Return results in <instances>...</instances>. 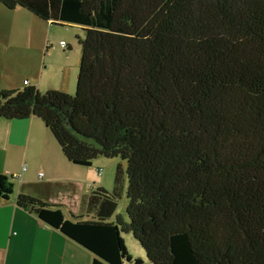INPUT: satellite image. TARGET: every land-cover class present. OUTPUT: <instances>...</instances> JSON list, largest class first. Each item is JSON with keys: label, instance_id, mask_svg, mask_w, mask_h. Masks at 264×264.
Instances as JSON below:
<instances>
[{"label": "trees", "instance_id": "16d2710c", "mask_svg": "<svg viewBox=\"0 0 264 264\" xmlns=\"http://www.w3.org/2000/svg\"><path fill=\"white\" fill-rule=\"evenodd\" d=\"M0 1L83 31L74 94L0 88V117L35 115L73 164L127 162L126 220H110L118 169L81 215L25 193L17 206L91 264H264V0ZM13 183L0 172L1 198Z\"/></svg>", "mask_w": 264, "mask_h": 264}, {"label": "crops", "instance_id": "0c3cea01", "mask_svg": "<svg viewBox=\"0 0 264 264\" xmlns=\"http://www.w3.org/2000/svg\"><path fill=\"white\" fill-rule=\"evenodd\" d=\"M50 24L21 6L7 9L0 1V88L22 89L23 80L33 85L26 77H35L36 51ZM29 66L28 75L18 76ZM53 138L35 115L0 117V172L14 182L9 198L0 197V264H91L90 252L15 202L18 193L30 194L58 205L70 218L83 214L81 201L93 188H105L92 177V163L69 162Z\"/></svg>", "mask_w": 264, "mask_h": 264}, {"label": "rangeland", "instance_id": "374dc122", "mask_svg": "<svg viewBox=\"0 0 264 264\" xmlns=\"http://www.w3.org/2000/svg\"><path fill=\"white\" fill-rule=\"evenodd\" d=\"M49 27L43 32L44 43H40L36 51L35 77L28 76L26 79L34 81L33 85L41 93L52 88L66 91L67 94L72 95L76 91V76H78L79 60L81 58V46L78 38L83 37L82 27L80 25L54 23L50 24ZM61 40L64 42L63 45L60 43ZM30 71L31 68L29 66L26 71H21L22 73H19L18 76L28 75ZM24 81L27 80L22 81L23 86ZM16 82L18 83V79H16ZM91 162L94 167L91 170L92 177L101 179L105 184V188L110 191L115 186V171L119 170V195L110 220H114L116 216H121L123 220H126L125 207L128 203L126 197V187L128 186L126 160L119 157L96 156ZM95 167L103 170L100 174L101 176L96 173ZM120 235L124 240L127 253L133 259L140 258L144 263H148L144 249L139 241L132 236V233L122 231ZM124 264L130 263L125 261Z\"/></svg>", "mask_w": 264, "mask_h": 264}, {"label": "built area", "instance_id": "2783aa9c", "mask_svg": "<svg viewBox=\"0 0 264 264\" xmlns=\"http://www.w3.org/2000/svg\"><path fill=\"white\" fill-rule=\"evenodd\" d=\"M60 43H61V45L64 44L63 41H61ZM23 83H24V86L28 85V82H27V81H24ZM102 171H103V170H102L101 168H98V169L96 170V172H97L98 175H100V174L102 173ZM39 175H42V174L39 173Z\"/></svg>", "mask_w": 264, "mask_h": 264}]
</instances>
